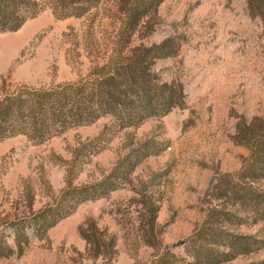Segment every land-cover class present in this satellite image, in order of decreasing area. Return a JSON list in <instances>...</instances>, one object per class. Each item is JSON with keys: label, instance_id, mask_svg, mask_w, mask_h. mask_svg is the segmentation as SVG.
I'll return each mask as SVG.
<instances>
[{"label": "rangeland", "instance_id": "374dc122", "mask_svg": "<svg viewBox=\"0 0 264 264\" xmlns=\"http://www.w3.org/2000/svg\"><path fill=\"white\" fill-rule=\"evenodd\" d=\"M116 11L114 0L81 18L44 10L0 32V88L76 80L109 52ZM148 21L151 32L134 43L172 39V54L155 68L162 81L183 85L184 106L134 128L111 129L102 117L40 144L21 135L0 140V264H149L156 253H167L171 264L191 260L185 247L210 182L247 156L234 141L237 124L264 120V25L246 0H162ZM103 178L120 185L44 233L29 219L57 204L64 189ZM22 221L27 239L17 244L14 226ZM262 260L264 248L223 264Z\"/></svg>", "mask_w": 264, "mask_h": 264}, {"label": "trees", "instance_id": "16d2710c", "mask_svg": "<svg viewBox=\"0 0 264 264\" xmlns=\"http://www.w3.org/2000/svg\"><path fill=\"white\" fill-rule=\"evenodd\" d=\"M161 1L114 0L118 20L110 50L102 60L92 62L88 71L76 80L40 86L3 82L0 140L21 135L40 144L102 117L109 119L111 129L134 128L146 119L183 107V85L162 81L155 68L158 59L172 54L166 52L174 46L172 39L134 43L141 31L148 35L151 32L147 23L156 15ZM101 2L0 0V32L16 31L44 10L51 11L58 19L81 18ZM246 4L249 12L264 25V0H246ZM234 141L247 149V156L238 170L219 173L210 182L203 218L185 247L191 258L186 264H223L264 248V188L258 185L264 179V120L253 118L237 124ZM117 181L103 178L93 184L64 189L57 204L37 211L29 219L44 233L79 204L117 189L120 185ZM157 211L158 207L154 206L152 214ZM24 221L14 226L17 244L20 238L27 239ZM80 234L90 243L85 231L80 230ZM114 246L111 239L106 247ZM99 249L96 244V255L101 253ZM169 258L167 253H156L149 264H171ZM251 264H264V260Z\"/></svg>", "mask_w": 264, "mask_h": 264}]
</instances>
